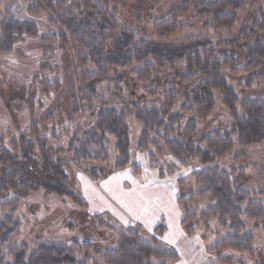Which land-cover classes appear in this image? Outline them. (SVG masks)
<instances>
[{
	"label": "trees",
	"instance_id": "16d2710c",
	"mask_svg": "<svg viewBox=\"0 0 264 264\" xmlns=\"http://www.w3.org/2000/svg\"><path fill=\"white\" fill-rule=\"evenodd\" d=\"M22 1L30 5L28 12L34 18L45 11L53 15L55 22L66 32L59 38L62 48H71L74 52L83 109V113L76 111L74 116L91 124L84 133L77 126L68 147L70 163L75 169L80 170L87 163L106 164L111 139L119 155L114 170H124L129 166L131 131L125 112L108 107L99 91L104 84H116L115 79L109 77L110 71L129 72L139 84L129 99L136 121L144 128L139 150L148 149L151 134L156 131L157 137L174 158L199 159L203 166H212L233 151L235 140L232 136H236L238 146L243 149L264 145V101L248 100L241 104L239 113L240 98L221 75V70L226 68L232 74L244 72L248 77L247 87L255 79L260 78L264 82V37H258L254 31L245 29L237 40L218 46H214L210 39H198L184 45L137 41L133 32L121 30L111 13L95 0H74L71 5L67 0ZM250 2L263 3V19L253 26L254 30H263L264 0L199 2L193 12L199 17L212 16L215 25L231 28L236 23V14ZM187 8L186 4L175 11L171 15L173 22L169 19L155 25V32L161 36L176 33V19L184 15ZM0 34V55L6 56L25 37L36 38L38 29L35 22L15 19L7 13L0 23ZM52 41L50 38L43 39L44 44H51ZM178 66L183 74L163 85L162 75L167 72L164 70H174ZM49 71L52 68L44 61L40 65V72ZM156 72V81L151 82ZM180 86L190 90L181 114H173L179 103L177 88ZM41 89L46 94L51 90L57 92L60 85L57 81L51 85L45 82ZM217 92L222 94V104L231 115L232 130L224 133L218 131L204 138L199 146L192 145L190 140L196 129V119H205L210 115ZM35 99L36 88L33 87L28 102L31 112ZM184 114H193V118L186 131L180 134L175 127L181 123ZM172 136L176 139L168 140ZM35 137V142L22 138L19 142H12L9 149H0V210L10 211L0 221V264H87L92 252L88 242L80 244L74 241L71 246L41 244L33 253H29L25 245L13 244L22 228V223L14 219V212L24 199L33 194L43 191L47 196L69 199L78 208L87 209L85 201L71 183L62 159L54 156L48 140L41 138L39 133ZM60 151L63 152V149ZM89 176L92 179L99 177L96 167L89 170ZM193 178L201 188L198 197L201 200L210 198L214 205L198 217L189 209L194 197L179 199V206L189 218L182 224L199 219L209 226L210 220H217L220 229L228 231L229 235L210 249L212 253L219 255L225 250H235L255 257L252 236L243 234V220L257 226L264 225V205L256 197L257 194L244 188L247 179L242 171L234 178L218 168H207ZM260 194L264 198V192ZM96 220L101 231L115 237L114 247L103 253L105 264H175L179 260L174 251L159 247L156 240L149 242L143 239L139 229L120 230L100 218ZM82 255L83 259L80 260ZM219 260L224 262L221 257Z\"/></svg>",
	"mask_w": 264,
	"mask_h": 264
},
{
	"label": "rangeland",
	"instance_id": "374dc122",
	"mask_svg": "<svg viewBox=\"0 0 264 264\" xmlns=\"http://www.w3.org/2000/svg\"><path fill=\"white\" fill-rule=\"evenodd\" d=\"M73 1L67 0V3L71 5ZM95 1L111 13L121 30L133 32L137 41L184 45L198 39H210L214 46H218L237 40L245 29L254 31L258 37H264V29L253 28L256 21L263 19L262 2H250L236 14L235 25L225 28L215 25L212 16L199 17L193 12L197 3L213 0ZM186 4L188 8L185 14L176 19V33L161 36L155 32V25H160L163 20L170 19L173 22L171 15ZM29 7L22 0H0V23L9 13L12 18L35 22L38 29L36 38L25 37L14 46L10 55H0V149H9L12 142H19L22 138L35 142V134L39 133L41 138L49 141V149L54 156L62 159L65 171L87 209L78 208L69 199L47 196L43 191L33 194L24 199L14 212V219L22 223V228L13 244L25 245L29 253H33L41 244L71 246L74 241L80 244L88 242L92 252L87 264H105L103 253L114 247L115 237L98 228L96 218H100L120 230L139 229L143 239L149 242L156 240L159 247L174 251L179 257L175 264H264L263 224L257 226L243 220V234L252 236L255 257L235 250H225L216 255L210 249L229 232L221 230L217 220H210L209 226L202 224L199 219L183 225V221L189 218L178 204L179 199L194 197L189 209L198 217L213 206L210 198L201 200L198 197L201 188L193 177L207 168H218L232 174L234 178L242 171L247 179L244 188L257 194L256 197L264 205V198L260 196L264 192V145L243 149L238 146L236 136H232L235 140L233 151L212 166H203L199 159L174 158L157 137L156 131L151 134L148 149L139 150L144 128L136 121L129 102L130 95L134 94L139 84L129 72L110 71L109 77L114 78L116 84H104L99 91L108 107L125 112L131 131L129 166L124 170H114L119 155L111 139L108 141L106 164L87 163L80 170L75 169L70 163L68 147L77 126L84 133L91 124L74 116L76 111L83 113L74 52L71 48H62L59 38L66 32L55 22L53 15L45 11L34 18L28 12ZM44 38L52 39L53 43L44 44ZM44 61L50 64L52 71L40 72V65ZM179 67L164 70L167 72L162 75L161 83L169 84L182 75L183 70ZM157 73L151 82H154ZM221 75L240 98L237 108L239 113L241 104L248 100L264 101L262 79H255L247 87L248 77L244 72L232 74L224 68ZM167 78L169 80L166 81ZM55 81L60 85L59 91L44 93L41 85L45 82L51 85ZM33 87L36 88V99L31 112L28 102ZM177 89L179 103L173 114H181L190 90L183 86ZM214 97V109L210 115L205 119H196V129L190 140L192 145L199 146L204 138L218 131L224 133L232 130L231 115L222 104V94L217 92ZM192 118L193 114H184L175 131L180 134L186 131ZM159 133L163 134V131ZM170 139L175 140L176 137H168ZM93 167L98 170L97 179L89 176V170ZM144 207L148 209L147 213L141 211ZM9 212L0 210V221ZM79 259H83V255Z\"/></svg>",
	"mask_w": 264,
	"mask_h": 264
},
{
	"label": "snow or ice",
	"instance_id": "6c2138e0",
	"mask_svg": "<svg viewBox=\"0 0 264 264\" xmlns=\"http://www.w3.org/2000/svg\"><path fill=\"white\" fill-rule=\"evenodd\" d=\"M141 211L147 213L148 209L146 207H144V208H141Z\"/></svg>",
	"mask_w": 264,
	"mask_h": 264
}]
</instances>
